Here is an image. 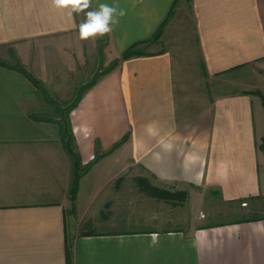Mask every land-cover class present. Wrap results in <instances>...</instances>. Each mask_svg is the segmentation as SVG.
Returning a JSON list of instances; mask_svg holds the SVG:
<instances>
[{"label": "crops", "instance_id": "0c3cea01", "mask_svg": "<svg viewBox=\"0 0 264 264\" xmlns=\"http://www.w3.org/2000/svg\"><path fill=\"white\" fill-rule=\"evenodd\" d=\"M101 4L125 15L109 34L85 42L84 12L69 15L52 0H0V57L12 65L0 63V264H264V106L254 92H264V0H91L90 9ZM186 4L197 53L161 47L121 59L71 110L81 165L88 164L72 200L74 158L59 124L32 116L37 86L14 63L49 84L74 53L85 58L98 46L111 61ZM218 79L231 88L212 84ZM126 163L136 167L132 174ZM91 173L107 177L104 209L122 210L115 197L124 181L113 188L116 179L145 176L187 189L189 199L208 190L239 214L206 223L198 215L183 227L169 217V224H144L141 214L106 213L97 229L72 231ZM248 205L257 213L244 215Z\"/></svg>", "mask_w": 264, "mask_h": 264}, {"label": "rangeland", "instance_id": "374dc122", "mask_svg": "<svg viewBox=\"0 0 264 264\" xmlns=\"http://www.w3.org/2000/svg\"><path fill=\"white\" fill-rule=\"evenodd\" d=\"M89 10L91 9L89 8L86 11ZM193 26L194 22L189 5L186 4L180 8L176 7L165 25L160 41L149 45L147 49L150 50L161 47L170 48L173 52H178L182 56H188L191 51L197 53ZM46 52L52 53V57L55 56V58L62 61L58 56L59 51L47 50ZM17 59L15 54H11L9 57L11 62L17 61ZM72 59V65L65 62V67L61 68L62 76L56 75V80L52 79L51 81L53 82L49 84L45 82L48 88V92L46 93L48 97H46L44 101H39V107L37 108L39 109V114H56V111H58L56 102L64 105L72 101L78 95L77 89L79 86L85 81L93 78L94 75L105 70L107 64L110 62V59L105 57L103 50L101 51L98 46L93 53L88 50L85 58L74 53ZM43 69H45V66H43ZM217 81H212V84L215 82L223 83L219 88L225 91L231 88L230 85H226L227 81L225 79H218ZM208 84L211 86L210 83ZM54 103L55 105H53ZM131 164L132 163H126L125 166L122 167L127 174H132L130 170L136 168ZM97 170L101 171V174H107L109 167L106 165ZM137 180L136 177L134 178L131 176L127 177V179H116L119 184L116 185L115 182L113 188H117L121 184L120 182L124 181L121 188L118 190L120 198L115 197L116 200L122 202L119 206L122 210L118 212L115 206L104 209V201L108 196L106 192L110 189L108 186L105 187L104 190L102 188L107 181V177H98L95 173L88 174L83 180L80 194L83 210L75 214L74 218H70L69 225L71 226V230L79 231L82 228L97 229V226L94 224H97L99 218H106V213L112 217L124 214L125 217L128 218L127 220H131L141 214L149 219L147 222L142 221L145 222L144 224H169V220H167V217H169L171 223H180V226L183 227H189V223H192L194 219L198 218V215L202 217L206 216L204 220L206 223L210 221H222L230 218L232 215L239 214L235 211L224 210V207H228V205H219L220 196L212 194L208 190H201V192L194 193L192 198L189 199L188 197L182 204L167 200H159L158 202L156 197H154V199L146 196L147 193L139 188ZM150 180L157 182L153 177H150ZM126 189L127 191H125V194H122L121 191ZM111 195L112 194H109V196ZM127 197L129 199H127ZM144 198L151 200L144 201ZM252 198H255V196ZM240 202L241 201H239V203ZM237 205L238 202L235 206ZM161 213H164V217ZM255 213H257V211H255L251 205H248L244 215H253ZM162 219H164L163 222ZM198 221L200 220H195L192 224L194 225Z\"/></svg>", "mask_w": 264, "mask_h": 264}, {"label": "trees", "instance_id": "16d2710c", "mask_svg": "<svg viewBox=\"0 0 264 264\" xmlns=\"http://www.w3.org/2000/svg\"><path fill=\"white\" fill-rule=\"evenodd\" d=\"M172 12L173 11H171V15H172ZM171 15L169 16V18L165 19L159 25V27L157 28V30L153 33L151 37L147 39H142V40H139V41H136L130 44L121 53V56L112 59L109 62V64L106 66L105 70H103L100 74L106 73L112 68H114L116 65L119 64L121 59L130 57L133 55L150 53L147 47L153 43L160 41V38L164 32L165 25L167 24ZM0 63L6 64L8 66H12V65L7 64L8 61L3 60L1 57H0ZM13 67L25 73L31 79V81H33V83L37 86L38 97L39 99H41V101H44L46 97H48V95L46 94L48 92V88L46 84L40 78L36 77L32 72H30L27 68H25L20 63V61H17L16 63H14ZM98 76L99 74H96L90 80L82 83L77 89L78 95L72 101L67 102V104H64V105H61L60 103L56 102V107L58 108V111L55 110L56 114H39V112L32 113V116L36 119L54 120L60 126L61 140L63 142V145L74 158L73 179H72L71 186H70V197L72 200H74L76 197V192H77L78 184H79V178L82 173V170H84L88 164L81 165L80 153L78 151L77 144H76V137L73 132L70 112L74 107H76L79 104L81 97L83 93L85 92V90L95 83ZM254 92H257L258 94H260V96L262 97V102L264 106V92H262L260 89H257ZM53 105H55V103ZM114 147L116 146H113V148ZM259 147L264 152V134L259 143ZM136 179H138L137 183L139 187L141 188V190L159 199H164L167 201H172L175 203L182 204L189 197V191L187 189H176L173 187L160 186L158 184L151 182V180L145 176H139V177H136ZM67 254L68 255L70 254V247H67ZM67 264H71V262L68 261Z\"/></svg>", "mask_w": 264, "mask_h": 264}, {"label": "clouds", "instance_id": "9594fccd", "mask_svg": "<svg viewBox=\"0 0 264 264\" xmlns=\"http://www.w3.org/2000/svg\"><path fill=\"white\" fill-rule=\"evenodd\" d=\"M53 5L59 9H67L69 15L84 12L86 20L79 26V38L82 41L95 40L103 37L112 30L111 25L119 23V17L124 16L123 10L107 4H101L99 10H89L91 0H52ZM156 242L155 237L153 243Z\"/></svg>", "mask_w": 264, "mask_h": 264}, {"label": "built area", "instance_id": "2783aa9c", "mask_svg": "<svg viewBox=\"0 0 264 264\" xmlns=\"http://www.w3.org/2000/svg\"><path fill=\"white\" fill-rule=\"evenodd\" d=\"M243 204H245V205H246V204H247V202H246V201H244V202H243Z\"/></svg>", "mask_w": 264, "mask_h": 264}]
</instances>
